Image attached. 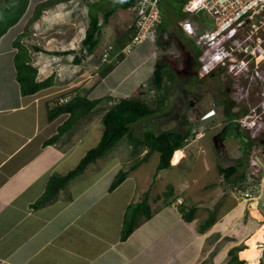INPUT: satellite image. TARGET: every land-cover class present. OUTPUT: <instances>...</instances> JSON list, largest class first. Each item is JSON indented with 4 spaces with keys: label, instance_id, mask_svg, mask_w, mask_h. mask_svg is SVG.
Here are the masks:
<instances>
[{
    "label": "crops",
    "instance_id": "0c3cea01",
    "mask_svg": "<svg viewBox=\"0 0 264 264\" xmlns=\"http://www.w3.org/2000/svg\"><path fill=\"white\" fill-rule=\"evenodd\" d=\"M42 1L45 0H31L27 15L0 39V264H227L230 261L229 253L233 248H238L235 255L240 261L239 250L246 247L249 238L264 224L251 214L254 209L253 203H255L258 211L264 215V211L261 212L256 202L264 199V192L259 193L255 201L250 200L249 202L235 195L230 196L225 191L227 188L230 189V184L244 181L238 175L245 169L243 176L247 163L254 160L251 152L255 146H252L255 138L247 134L249 129L240 120L241 113L233 118L235 123H241L239 126H234V131H237L230 132V136L227 135L229 136L228 141L225 140L220 148L216 146L218 158L216 162L219 163L218 176L215 179L217 181L210 185H203L199 183L201 177L192 176L190 189L195 186L194 190L197 192L195 195L191 194L193 197L186 193L187 186L183 183L176 184L174 188L175 172L173 169L181 168L190 157L198 156L199 151L206 153L202 150L204 149L202 142L198 140H193L180 150L177 149L182 153V156H179L180 160L175 164L170 161L169 168L161 172L160 175L163 176L160 179L164 183L162 192H158L157 198L152 197L149 201L151 218L139 224L124 240L122 232L125 212L127 207L133 203L139 184L135 182L134 189L132 188L129 194H125V199L122 201L117 197L115 200L114 196L123 188L128 179L113 192L109 193V186L103 189L100 187L99 191V183L107 178L105 177L107 171L115 168L116 165L111 168H100L99 171H93L88 175L89 167L94 164L89 165L84 174L71 181L66 189L60 191L48 202L35 207V204L44 196L50 179L55 175H66L75 169L87 154L77 157L80 148L85 145L82 141L81 130H77L72 137H64L52 145H45L46 141L58 134L59 127L69 120V115L65 114L50 122L49 109L54 108L61 97L60 102L71 100L75 96L87 98L93 96V100L105 101L111 97L110 91L119 89L143 65L151 62L153 56H150L149 51L156 48V45L151 42L137 46L133 50L139 52L127 54L124 60L103 79H96L97 76H93L88 69L83 71L82 67L75 64L72 59L69 63L61 64L60 69L61 67L68 69L70 65H76L77 68L79 66L84 75L81 79L83 81L78 85H76V80L71 81L72 89L66 94L62 93L69 88L56 89L54 85L36 95L23 96L17 80L15 56L18 50L14 48L15 40L24 31L34 4ZM123 1L116 4L120 6L115 14H119L118 9L120 8L125 11L122 8ZM96 4L98 0H73L46 10L38 23L31 28L34 33L32 39L24 40V43L29 46L30 50H33V46H37L41 50L70 51L68 55L63 52L62 57L66 59L75 52L79 54L83 50L82 41L89 25L85 29V34H82L84 32L79 29V26L73 31V28L69 26L73 21H68L69 29L73 33L67 39H63L59 31L56 32L58 33L57 39L52 37L54 34L52 31L55 27L63 28L64 20L70 17V13H79V8L82 11L89 8L87 16L89 17V6ZM109 11L103 14V10L99 7L95 13L99 24L102 25L99 48L103 43L104 50H121L124 44L128 47L130 42H127L126 33L118 36L113 27L111 19L115 17V14L108 19V22L105 21V15L109 14ZM101 14L104 15L102 22ZM183 20L184 17L173 19L174 32L168 33L164 28L162 31L169 35L174 33L175 38L181 37L184 42L191 45L192 41L187 38L180 27V22ZM103 25L107 26L105 31ZM39 28L42 34L41 39L44 40L43 44L34 40L38 35L36 29L39 32ZM164 45L167 48L172 47L171 41H165ZM97 50L94 55L84 57L89 61L88 64L93 65L94 60L92 59L97 57ZM144 50H147L146 53ZM105 53L107 51H104L103 55ZM36 54H38V59L33 66L38 70L40 78H43L39 81H44L48 76H55L57 71L54 75L51 70L58 65L53 62L52 56L44 51ZM52 55L54 59L61 57ZM46 59L47 62H44ZM106 59L109 60V57ZM106 59L101 58L103 62H106L104 61ZM157 62L153 61L154 67ZM118 66L125 68H123V74L116 76ZM63 69L61 73H65L66 70ZM82 71L79 75L83 74ZM154 71L150 69L149 78ZM142 82L139 81L135 87L141 88L144 84ZM86 85H88L87 89H85ZM137 88L129 94L137 93ZM123 98L133 97L125 95ZM247 116L244 115V118L246 119ZM88 119L93 118L91 116L82 120L81 123H84L82 131H86L85 127L92 126L93 121ZM192 131L195 136H198L197 139L206 138L203 132L199 134L196 130ZM240 142L249 147L248 153L243 151L242 146L244 145L240 146ZM194 143H199L196 150L191 148ZM143 149L147 152L146 148ZM174 154L173 156H176ZM157 157L159 162V153ZM202 158L199 159L200 174H205L212 168L209 159L204 157L202 160ZM76 163L74 168L63 173V169ZM143 164L128 176L134 175ZM230 166H237L238 173L229 180L223 177L221 169ZM168 170L173 172L169 178L166 175ZM158 174L156 172L153 174V182L151 180L147 183L149 186L146 191L150 192L153 186L155 188L159 179ZM255 176L257 178V175ZM141 186L144 192L145 186ZM169 186H173L174 194L166 198L165 193ZM191 210L194 211V217L191 221H187L186 215L188 216ZM258 246L263 250L258 264H264V243H258Z\"/></svg>",
    "mask_w": 264,
    "mask_h": 264
},
{
    "label": "rangeland",
    "instance_id": "374dc122",
    "mask_svg": "<svg viewBox=\"0 0 264 264\" xmlns=\"http://www.w3.org/2000/svg\"><path fill=\"white\" fill-rule=\"evenodd\" d=\"M110 1L112 0L109 1L98 0V4H96L95 6H89L90 7L89 13L95 16V13L97 12L98 8L101 7V9L103 10L102 13L105 14L110 9L119 7L120 4L119 6L116 4L118 2H122L123 0H114V2L116 3ZM162 6H163L162 7L163 18H167V19L165 22V26H161V29L164 28L166 32L172 33L174 32L173 19L174 18L176 20L181 19L184 16L182 11L183 10L182 8L184 7V1L164 0ZM174 7L176 10L173 9ZM88 9L84 10L86 11L84 12L82 11V9L79 8L80 10L79 13L77 12L70 13L69 14L70 17H67L64 20L63 28L57 29V27H55V30L52 31L54 32V34H52L53 35L52 37H56L57 39L58 33L56 32L59 31L60 36L63 37V39H67L68 36L72 35L75 27L77 28L80 27L79 29H81L84 32L82 34H85V29L87 28L90 22L89 17H87ZM125 11L122 10L121 8L118 9L119 14H115V17L111 19L112 25L117 31L118 36H121V34L122 36L125 35L127 29H129L130 26H132L133 24L135 25V16L133 12L128 9ZM103 14H101L100 17L102 19L101 22L104 21ZM70 20L73 21L71 25L69 24V26L73 28L72 29L73 31H71L69 29L70 27L68 26V21ZM199 24L201 27H203L204 31L212 28V22L208 20H203L201 23L199 22ZM104 25H103L104 27L103 29L105 31V29H107L106 28L107 26ZM36 33L38 35L37 37H35L34 40H36V42L43 44L44 40L41 39L42 37L41 29L39 28V32L36 29ZM177 35L179 36V34ZM165 41H169V42L171 41L173 48L172 47L167 48V46L165 47L164 45ZM155 44H156V48H154L152 51H149L150 56L151 55L153 56L151 57L152 59L151 62H147L148 64L143 65V67L130 79H128L126 83L122 85L119 89L110 91V95L113 99H117V98L120 99L123 98L125 95H131L133 99L134 98L140 99L143 103L147 104L151 110L157 111L155 114H151L148 117L141 119L140 121H137V123L131 125L130 127L131 135L129 136H131L134 140H139L143 138V136L147 132H151L154 134H159L164 131H178L185 133L190 126L193 127V130H196V133L199 134H202V132L204 133V136H206V138L202 140V139H197L198 136L197 135L195 136V133L193 132V136L195 137L193 136H192L193 138L190 137L188 139L187 144L189 145L190 143L193 142V140L201 141L202 146L205 149L202 150L203 152L206 153L203 154L202 152L199 151L198 156L195 155V157L193 158L190 157L189 161L188 162L186 161L187 163L184 164L181 168L176 167L175 169H173V171L175 172L173 177L174 188H176L175 187L176 184L183 183L185 186H187L186 193H189L190 196L191 194L195 195V193H197L194 190L195 186L193 187V189H190L192 176L196 175L199 178L201 177L199 179V183L203 185L204 184L210 185V183L212 182L214 183L215 181H217L215 179L218 176L217 170L219 163L216 162V159L218 158L216 154V145L213 139L214 135L218 134L219 131L224 127H227V131L224 133V136L229 135L230 132L234 131L235 127L233 126V122H234L233 118L235 117V115L239 116L241 113V115L239 116L240 120H245L243 115L253 114V110L255 108H259L258 111L260 112V107L264 99L262 94L263 88L260 86V84L249 81V78L251 76V70L250 72L247 71V73H240L238 76L236 75V73L230 74L227 73L228 71L220 72V70H215L214 72H211L210 74L201 77L199 72V78L200 79L202 78V81L198 82L194 79L192 75L194 70L192 66H193V59L195 58L196 55L200 54V50H191L192 48L191 45L187 44V42H184L183 39H181V37L175 38L174 33L172 35H169L167 33L165 35H161L157 39V42ZM103 45L104 44L102 43L100 48H99L100 45L98 46L97 57L95 59H92V61L94 60L93 65L95 64V66L88 64L89 61L83 57L81 52L79 54L75 52V54H71V56H69L66 59L63 58L62 55L63 52L67 50H43L45 53L46 52L49 53V55L52 56L51 58L54 60L53 62H55V64L58 65L56 68H54V70H51L52 74L54 75L55 72L57 71V74L54 76L55 86H56L55 88L59 89L60 87H65V89L69 88L66 91L71 90L72 89L70 86L72 84L71 81L76 80V85H78L81 81H83L81 79L83 78L84 75L83 71L86 69H88V71L93 76H97L96 79L97 78L101 79L98 73L103 69L104 66L107 65L108 62L110 63L112 60H115L116 59L115 55H117L118 52H120V50H116V51L108 50L109 60L106 59L104 60L106 62H103V60H101V58L104 57L103 52L107 51L104 50L105 46ZM126 51L127 50H124L125 56L127 55ZM136 51L139 52L138 50H132V52H136ZM146 51L147 50H144L145 53ZM194 51L196 53H194ZM36 53L38 52L31 50L32 64L37 62L38 54ZM52 54L61 57L54 59L53 58L54 55ZM76 56L80 57L81 59L79 65L80 67H82L81 69L83 71L79 68V66L77 68L76 65L75 66L67 65L69 66L68 69L66 67L65 68L61 67L60 69L61 64H64L65 62L69 63V61L72 59L74 61ZM154 60L158 62L164 61L169 66V71H165L164 82L162 87H160V89L155 88L154 84L152 83L154 74H150V78H149L150 69L152 68V72L153 69L155 70V67L153 66ZM44 62H47V59ZM72 63L74 64V62ZM117 68H119V66ZM123 68L125 67L120 66V68L116 72V76L119 74H123ZM62 69L66 70L65 73H61ZM80 70L83 73L81 75H79L81 73ZM75 76L76 77L79 76V77L76 78ZM49 77L51 76L45 77V79H48ZM38 80H43V78H40L39 76ZM139 81L140 82L143 81L142 83L144 84L141 86V88L138 89L135 86ZM87 86L88 85H86L85 89H87ZM136 88L138 89L137 93L129 94V92L134 91ZM89 98L92 100L94 99L93 96H89ZM111 105H113L112 102L109 101L108 103L106 100L105 101L103 100V102L96 108L95 112L89 116V117L92 116L93 119L92 120L88 119V120H91L93 122L90 128L85 127L86 131H82V129L84 128V123H81L82 122L81 121L79 123L77 122V125L75 127H73L71 130H69L68 132H66V134L62 136V138L70 137V136L72 137V135H74L77 132V130H81V132L83 133L82 141H84L83 143L85 145L84 147L82 146L80 148L77 157L84 156L89 150L96 147L100 143L99 141L102 139V135L104 131L102 118L104 113L108 109H110L109 106ZM211 111L216 112V115L212 114L206 117V115ZM185 119L189 122L188 124L185 123ZM261 122L264 123V118L262 119ZM88 125L89 124H87V126ZM259 130L260 131H258L257 129L254 130L249 129L247 130L248 132L247 134L249 136H253L255 138L254 140H259L258 147L254 148L251 152L253 154V155L251 154L252 157L254 158L255 156H258L262 160H264V152H263L264 124ZM129 136H127L116 148H114L104 158L99 159L96 163H94V165L89 167L87 171L88 175L91 174L93 171H99L100 168L102 169L107 167L111 168L116 165L115 168L107 171V174L105 175V177L107 178L99 183L98 186L99 191H100V187L102 189L107 186L110 187L120 170L123 169L128 170L131 166L136 165L140 160V158L144 156L143 154L146 153L145 151H143L144 150L143 147L137 145L136 142L133 143L131 139H129ZM61 139L59 141H61ZM226 140L228 141V138H226ZM240 143H239L240 146L244 145L242 146L243 151L248 153L249 147L246 144H243V142ZM198 147H199V143H194L191 146V148L194 150H196ZM174 155L178 157V161H179L181 158L179 156H182V153L180 151H177ZM204 157L209 159L212 170L208 173L200 174L201 167H200L199 159L202 158L203 160ZM157 158H158L157 153H154L153 155L150 156L149 160L143 164L140 170L136 171L134 175L130 177L128 176L127 177L128 180L126 181V184L123 186L122 189L116 192V196H114V199L117 200L116 199L117 197L118 200L120 201L124 200L125 194L127 193L129 194L134 189L133 187L135 182H137V184H139L138 193L136 197H134L133 203L136 204L143 201L145 198V194L147 192L146 190L149 186V184L147 183L149 181L151 182V180L153 182L152 179L153 174L157 171V167L159 165ZM77 163L72 164L69 167L63 169L62 170L63 173L69 169L74 168L77 165ZM252 167L259 170V167L257 166L256 167L252 166ZM244 170H242L241 174H239L238 176L241 177L242 180H248L250 173V162L247 163V169L242 176ZM131 173L132 172H130L129 174L131 175ZM160 174L161 173H159L157 176V178L159 177V179L155 185V188L153 186L152 190H150L148 203L152 197L157 198V196L159 195L158 192L159 193L162 192L164 183L160 179V177H162L163 175ZM171 174H173V172H171V170H168L166 174L167 178H169ZM258 177L260 178V180L259 179L255 180L252 184L254 188L252 190L253 192L252 191L251 192L254 193L255 196H259L262 192H264V172L259 173ZM139 182H141V184ZM145 184L147 185L145 186ZM141 185L145 186L143 189L145 193L142 192ZM155 190L157 191L154 193ZM225 191L229 193L230 196L234 197L235 195V197L236 196L239 197L236 193H234L231 190V188L230 189L227 188L225 189ZM257 202L259 209L261 210V212H263L264 199L257 200ZM222 203L224 202L222 201ZM246 208H248V206ZM246 247L248 248L247 251L251 250L253 252L251 253L248 251L247 254L259 260L261 250L254 249L253 247H251L249 244V240L248 243H246ZM262 254H263V250L261 255Z\"/></svg>",
    "mask_w": 264,
    "mask_h": 264
},
{
    "label": "trees",
    "instance_id": "16d2710c",
    "mask_svg": "<svg viewBox=\"0 0 264 264\" xmlns=\"http://www.w3.org/2000/svg\"><path fill=\"white\" fill-rule=\"evenodd\" d=\"M73 0H45L42 2H37L34 4V9L29 13L31 16L25 26L24 31L17 37L15 40V47L18 52L15 56V65L17 69V80L19 82L21 88V94L23 96H32L36 95L42 90L49 89L55 85L54 76L45 79L44 81H39V73L38 70L33 66L31 60V50L27 44L24 43V40H31L33 37V31L31 28L38 23V21L42 18L43 13L51 8H54L61 3L70 2ZM163 1H161V9L163 11ZM137 0H124L122 4L123 9H130ZM31 4V0H0V39L3 35H5L8 30L17 25L21 19H23L29 10ZM118 7L112 8L109 11V14H106L105 21L108 22V19L116 13ZM89 26L86 30L85 38L82 41V49L81 53L83 57H89L95 54L101 39V31L102 25L99 24V20L96 16L89 13ZM193 21V20H192ZM203 20L199 21L200 23ZM166 19L162 26H165ZM137 30L135 25L133 24L129 30H127L126 35L128 37L127 42H131L133 37L135 36ZM191 41V40H190ZM168 45V44H167ZM121 47L120 54L116 57L115 60H112L110 63H107L106 66L99 73V77L101 79L108 76L120 62H122L125 58V54L123 53L126 45ZM191 49L197 50L198 48L195 46V43L192 41ZM35 52L42 51L41 48L37 46H33L32 48ZM70 51L64 52V54H70ZM199 55H196L193 60V77L196 81H202V78H199L200 72V63L198 61ZM74 62L79 64L81 62L80 57H75ZM165 71H169V66L164 61H159L155 65L154 77L152 83L155 88L160 89L162 87L165 77ZM221 72L224 69L220 70ZM68 91H64L62 94H66ZM62 99V97L60 98ZM60 99L54 108L49 109V121L52 122L56 120L58 117L62 115H69V120H67L61 127H59L58 134L54 135L48 141L45 142V145H52L59 141L66 132L71 130L73 127L77 125V122H81L83 119L89 117L93 114L96 108L103 102L102 99L98 100H90L87 97L75 96L71 100H68L65 103H61ZM109 103L112 102L113 105L109 106L108 109L102 118V123L104 125V131L102 135V139L100 143L89 150L85 157L80 161L75 169L67 173L66 175H55L53 176L49 183L47 190L44 196L35 204V207L40 206L50 199H52L55 195H57L60 191L66 189L67 185L76 179V177L84 174L87 167L91 164L96 163L99 159L104 158L108 153H110L114 148H116L127 136L131 135L130 127L131 125L137 123L141 119L148 117L151 114H155L156 110H151L147 104L143 103L140 99L137 98H120L113 99L109 97L106 99ZM109 105V104H108ZM229 114V113H228ZM244 116V115H243ZM185 123L189 122L185 119ZM240 123L233 122V126H239ZM189 127V129L185 132L178 131H164L159 134H154L151 132H147L143 138L139 140H134L131 136L129 138L137 145L142 146L147 149V152L144 156L140 158L138 163L134 166H131L128 170H120L109 187V192L115 191L128 177L130 172H134V170L140 167L143 163H146L150 156L154 153L160 154L159 165L157 167L156 173H161L166 171L169 168L170 161L173 157V154L177 149H182L188 142V139L193 136V129ZM256 141V140H255ZM256 142H259L257 140ZM254 142L252 144L255 145ZM238 173L237 166H230L224 169H221V174L226 179H231L235 174ZM174 194V188L169 186L167 193H165V197H171ZM150 196V192L147 191L145 194V198L143 201L139 203H131L125 212L124 221H123V234L122 239H126L129 237L135 228L151 218V207L148 203V198ZM186 215V220L191 221L194 217V211ZM246 247L240 249L238 252L239 260L235 255L238 248H233L229 255L230 261L227 264H248L253 258L249 256L248 251L253 253L251 250H248ZM245 250V251H244ZM247 251V252H246Z\"/></svg>",
    "mask_w": 264,
    "mask_h": 264
},
{
    "label": "built area",
    "instance_id": "2783aa9c",
    "mask_svg": "<svg viewBox=\"0 0 264 264\" xmlns=\"http://www.w3.org/2000/svg\"><path fill=\"white\" fill-rule=\"evenodd\" d=\"M161 1L137 0L131 7L137 32L126 54L144 43L155 44L161 35H165L161 29L164 22ZM183 1L184 20L180 22V27L200 50V76L221 69L237 76L251 70L249 81L260 84L264 97V0ZM201 20L212 22V28L204 31L199 24ZM258 110L255 108L253 114L246 117L252 116L251 120H242L250 130L260 131L264 124L261 122L264 118V99L260 112ZM213 113L209 112L206 117ZM252 166H257L254 160L250 163L248 180L229 185L234 193L246 201L258 198L252 193V184L256 180L255 175L258 177L261 171Z\"/></svg>",
    "mask_w": 264,
    "mask_h": 264
},
{
    "label": "bare ground",
    "instance_id": "6f19581e",
    "mask_svg": "<svg viewBox=\"0 0 264 264\" xmlns=\"http://www.w3.org/2000/svg\"><path fill=\"white\" fill-rule=\"evenodd\" d=\"M178 161V157L173 156L172 158V163L175 164ZM257 202V201H256ZM253 210L251 212L252 217L257 218L258 220H261L264 222V216L258 211L257 209V205L254 203L253 205ZM262 223V222H261ZM258 243H264V224L262 227H260L255 234L249 238V244L251 247H253L254 249H258L259 250V246ZM261 247V246H260ZM261 250V249H260ZM262 253V250L260 252V255ZM248 264H258V259H254L251 262H249Z\"/></svg>",
    "mask_w": 264,
    "mask_h": 264
},
{
    "label": "flooded vegetation",
    "instance_id": "af4514ba",
    "mask_svg": "<svg viewBox=\"0 0 264 264\" xmlns=\"http://www.w3.org/2000/svg\"><path fill=\"white\" fill-rule=\"evenodd\" d=\"M194 53H196L195 51H194ZM194 60V59H193ZM225 71V70H224ZM221 72V71H220ZM224 73V72H223ZM215 115H216V112H215ZM235 122V121H234ZM227 131V127H224V128H222L220 131H219V133L218 134H215L214 135V137H213V139H214V142H215V145L217 146V147H221L222 145H223V142L226 140V138L228 137L227 135H225L224 136V133ZM220 138V139H219ZM258 142H256L255 143V146H254V148H257L258 147ZM253 148V149H254ZM263 152H264V150H263ZM254 161H255V164L260 168V171L261 172H264V160H262L260 157H258V156H255L254 157ZM260 172V173H261ZM257 178H259V177H257Z\"/></svg>",
    "mask_w": 264,
    "mask_h": 264
},
{
    "label": "clouds",
    "instance_id": "9594fccd",
    "mask_svg": "<svg viewBox=\"0 0 264 264\" xmlns=\"http://www.w3.org/2000/svg\"><path fill=\"white\" fill-rule=\"evenodd\" d=\"M131 9V8H130ZM130 9H128V10H130ZM129 45H130V43H129ZM127 49V47L126 48H124V50H126ZM124 50H123V53H124ZM43 51V50H42ZM39 52H41V51H39ZM47 53V52H46ZM108 55L107 57H109V52H108V50H107V53H105V55ZM105 55H104V57H105ZM119 55V54H118ZM117 55V56H118ZM127 56V55H126ZM107 57H105V59L107 58ZM68 100H64V101H62L61 103H65V102H67ZM213 114H215V112L213 113ZM212 115V114H211ZM257 179V178H256ZM259 180H260V178H258Z\"/></svg>",
    "mask_w": 264,
    "mask_h": 264
},
{
    "label": "water",
    "instance_id": "95a60500",
    "mask_svg": "<svg viewBox=\"0 0 264 264\" xmlns=\"http://www.w3.org/2000/svg\"><path fill=\"white\" fill-rule=\"evenodd\" d=\"M252 119V116L251 117H248L246 120H251ZM253 177V176H252Z\"/></svg>",
    "mask_w": 264,
    "mask_h": 264
}]
</instances>
